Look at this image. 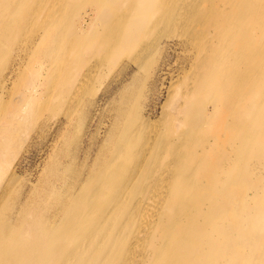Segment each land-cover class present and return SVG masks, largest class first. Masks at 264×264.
Wrapping results in <instances>:
<instances>
[{"label": "bare ground", "instance_id": "bare-ground-1", "mask_svg": "<svg viewBox=\"0 0 264 264\" xmlns=\"http://www.w3.org/2000/svg\"><path fill=\"white\" fill-rule=\"evenodd\" d=\"M74 1L83 0H0V101L10 102L0 114V264H264V147L252 155L264 143V0L103 4L112 43L102 55L138 48L130 65L142 68L147 34L139 30L153 20L185 36L178 46L192 43L189 68L173 76L162 44L150 71L156 81L171 79L160 116L146 111L142 94L134 103L124 97L103 158L91 164L86 155L70 180L72 155L59 156L36 197L41 205L6 155L31 120L39 85L31 81L24 101L10 91L43 47L54 62L73 54L74 64L65 74L57 67L52 81L71 83L86 64L79 53L99 16L95 9L77 16ZM68 94L63 86L55 97Z\"/></svg>", "mask_w": 264, "mask_h": 264}, {"label": "rangeland", "instance_id": "rangeland-1", "mask_svg": "<svg viewBox=\"0 0 264 264\" xmlns=\"http://www.w3.org/2000/svg\"><path fill=\"white\" fill-rule=\"evenodd\" d=\"M55 1L57 6L64 0ZM97 1V4H92L88 0L72 3L75 4L73 10L77 16L82 15L83 17L95 9L99 18L92 15L91 20L98 24L90 33L94 39L90 40L86 50L79 53L83 60L86 58V64L79 67L80 70L71 79V83L62 84L61 79L53 81L50 79L57 67L63 68V74H65V71L74 64L69 57L70 52L66 51L65 57L54 62L51 60L50 54L47 53V47H43L30 60V64L26 59L23 76L20 80L16 81L15 79V84L11 86V98L18 92L20 93L19 98L24 101L31 81L34 80L39 85L40 93L38 91L33 104L27 109V112L31 111L28 114L31 120L28 119L22 126L21 135L15 139L11 151L9 149L6 151L9 166L19 175L20 183L24 185L28 197L31 195L33 199H36L42 188L46 186L52 166L56 160H59V156L65 153L72 155L70 162H73L74 166L68 167L67 173H69V179L73 180L80 168L78 165L80 166L86 155L90 156L89 163L93 164L100 155V151L107 149L106 146L110 139L109 132L112 133V129L116 125V111L122 105L124 97L134 103L137 97L142 94L146 99H140L139 102H144L146 111L153 113L154 119L160 116L162 106L166 103L167 86H170L171 79L168 77L163 81L161 74L160 79L156 81L150 78V71L155 62L161 59L159 50L162 44L167 46L165 60L169 62L173 76H178L182 70L189 68V63L185 62L184 57H186V49L192 48V43L178 46L179 38L184 39L185 36L178 34L170 25L154 28L153 20H150L142 30H139V32L147 34L142 54L145 64L142 68H138L134 64L130 65L132 56L138 53V48L134 50L119 48L102 55L100 49L106 48L112 43V39H108L110 33L104 32L106 24L100 18L103 13H106L102 5L104 4L105 8H112L118 0H96L95 2ZM137 6L140 4L138 3ZM108 14L110 13L108 12ZM110 17L114 16L110 14ZM102 23L100 29L99 24ZM190 40L192 41V38ZM252 50L253 48L249 47L247 52ZM201 51L209 53L207 50ZM241 52L232 57L238 59L241 57ZM222 62L229 66L228 60L224 59ZM127 66H129L128 70L124 74L123 68ZM182 81H184L183 75ZM150 84H155V87L152 90L149 89L148 92L147 87ZM163 84L164 88L161 89ZM63 86L68 87V96L56 99L55 95ZM5 98L0 101V114L5 111L2 104H10L8 96ZM171 101L176 103V98ZM66 116H70V119ZM26 117L28 118L27 115ZM260 123L263 124V122ZM169 126L170 124L166 122L160 124V128L164 130H167ZM253 147L252 155L254 156L256 148L264 147V143L259 146L253 145ZM99 157L103 158L102 155ZM260 175L264 176L263 170L260 171ZM251 177L254 176L249 175V178ZM25 201L23 200V203ZM39 201L42 205L43 200L40 197L36 199L35 203ZM49 203L50 200H47L46 205ZM23 205L26 207V203ZM67 260L59 258L55 264H68Z\"/></svg>", "mask_w": 264, "mask_h": 264}]
</instances>
